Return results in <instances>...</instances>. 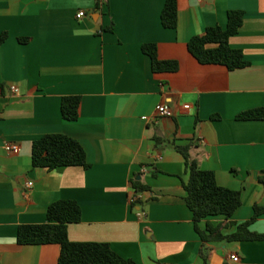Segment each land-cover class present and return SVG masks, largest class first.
Instances as JSON below:
<instances>
[{
    "label": "crops",
    "instance_id": "crops-1",
    "mask_svg": "<svg viewBox=\"0 0 264 264\" xmlns=\"http://www.w3.org/2000/svg\"><path fill=\"white\" fill-rule=\"evenodd\" d=\"M165 1L0 0V35L9 34L0 46V264H58L59 245H21L17 234L20 225L45 223L61 199L82 209L68 227L71 241L109 243L135 264H264V240H201L175 147L190 145L220 186L241 192L231 221L264 207V121L236 118L264 106V0H178L175 29L162 25ZM229 10L244 12L230 44L249 62L233 71L201 64L188 49L208 27L225 28ZM149 43L160 59L177 60L178 71L154 73L142 49ZM63 96H81L76 121L64 119ZM160 103L175 114L156 116ZM49 133L77 139L89 168L33 167L32 143ZM249 229L264 234V214Z\"/></svg>",
    "mask_w": 264,
    "mask_h": 264
},
{
    "label": "trees",
    "instance_id": "trees-1",
    "mask_svg": "<svg viewBox=\"0 0 264 264\" xmlns=\"http://www.w3.org/2000/svg\"><path fill=\"white\" fill-rule=\"evenodd\" d=\"M178 0H166L161 13V22L165 28L178 27ZM244 12L229 10L227 26L208 27L205 33L196 35L188 42L189 52L201 64H216L233 71L249 66L243 51L233 48L230 38L236 35L243 25ZM113 30V26L109 27ZM9 38L8 32L0 35V46ZM21 41H27L22 39ZM143 52L151 59L154 73L176 72L179 69L177 60H162L159 58L158 46L154 43L144 44ZM81 96H63L61 111L65 120L76 121L79 116ZM237 120L264 121V106L256 107L239 113ZM185 158L189 179L184 183L185 200L193 213L195 230L204 243L212 241H254L264 240V234L250 231V226L258 217L264 214V207L256 205L254 215L244 223L231 221L234 213L242 204V194L239 190L222 187L217 183L214 171L202 169L198 161L190 154V145L175 146ZM33 167L53 170L59 167L81 166L89 168L87 154L82 144L75 138L49 133L32 143ZM259 180L264 184V170ZM138 182H135V186ZM137 189L142 190L141 187ZM137 204V203H136ZM47 220L42 224H23L18 228L17 242L21 245L57 244L60 246L58 264H135L118 254L106 242H73L69 239L68 227L82 219V209L73 199H61L49 205L46 212ZM224 216L227 220L219 225L207 223L205 228L200 223L209 217ZM237 225V232L229 235L223 230ZM201 255L206 259L204 250Z\"/></svg>",
    "mask_w": 264,
    "mask_h": 264
},
{
    "label": "built area",
    "instance_id": "built-area-1",
    "mask_svg": "<svg viewBox=\"0 0 264 264\" xmlns=\"http://www.w3.org/2000/svg\"><path fill=\"white\" fill-rule=\"evenodd\" d=\"M86 15L84 10H80L77 13V18H83ZM11 92L14 94H18L19 93V88L17 86H11L10 88ZM175 113L173 112L172 108L167 104V103H160L156 106V116L158 117H163L164 118H171ZM7 150L13 153H18L20 151V146L18 144L15 143H9L6 146ZM33 185V182H29L28 186L31 187ZM137 199L133 198V202H136ZM231 260H233L234 262H240V258L237 254H232L230 256Z\"/></svg>",
    "mask_w": 264,
    "mask_h": 264
}]
</instances>
